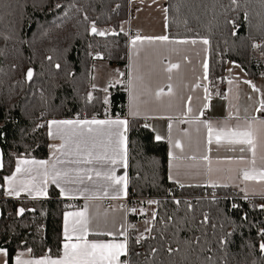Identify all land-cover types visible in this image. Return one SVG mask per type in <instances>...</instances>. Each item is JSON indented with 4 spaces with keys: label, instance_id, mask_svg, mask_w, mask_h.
Segmentation results:
<instances>
[{
    "label": "trees",
    "instance_id": "trees-1",
    "mask_svg": "<svg viewBox=\"0 0 264 264\" xmlns=\"http://www.w3.org/2000/svg\"><path fill=\"white\" fill-rule=\"evenodd\" d=\"M129 1L0 0V246L8 248L10 257L27 249L33 258L58 257L64 213L79 205L75 201L70 206L53 186L45 199L4 197L2 179L13 173L17 158L48 159L46 122L99 117L102 112L127 117L128 47L118 27L129 18ZM166 9L170 39L208 40L211 94L223 93L229 62L250 80L264 78V0H167ZM93 22L97 29L115 31L90 34ZM91 49L106 65L123 68L124 81L116 91L94 87ZM30 68L33 79L27 84ZM128 121V192L143 200V206L147 200L157 202L149 236L138 242L139 235H129L128 264H208V256L212 264H264L259 249L264 199L246 200L229 187L172 183L166 141H156L142 119ZM20 208L25 209L22 215L17 214ZM222 237H227L223 246ZM169 247L176 251L169 254Z\"/></svg>",
    "mask_w": 264,
    "mask_h": 264
},
{
    "label": "crops",
    "instance_id": "crops-1",
    "mask_svg": "<svg viewBox=\"0 0 264 264\" xmlns=\"http://www.w3.org/2000/svg\"><path fill=\"white\" fill-rule=\"evenodd\" d=\"M166 1L133 0V10L130 11L133 25L131 26V21V30L128 29V34L131 33L134 37L132 39L127 38L128 69L125 88L127 93V117L119 118L127 120L131 118L142 119L153 131L154 137L159 134L162 137L161 141H166L168 146L167 177L169 179V175H172L173 179H169L172 183L179 186L229 187L238 192L244 199H264V181H245L242 177L243 171L252 167L249 163L251 154L247 151L240 152V145H230L226 142L218 145L214 141L211 145H208L206 129L202 124L196 122L204 120L222 121L227 117L228 113L240 117L239 121L235 119L230 121L233 125L237 123L244 125L246 120L251 117L264 118L260 112L255 110L260 106V100L262 99L261 92L264 91V78L250 80L240 67L229 62L226 64L225 82L223 85V94H226V96H221L218 93L211 94L208 90L207 78H204V64L207 63L208 65V44L203 43L204 39L169 38L168 41H149L144 39L167 35L166 12L164 11L166 9ZM137 37L141 39L136 40V44L133 45L132 40ZM193 40L195 43H192ZM180 41L185 42L182 43ZM173 64L178 67L171 68V71H168L167 69ZM130 71L134 77L137 75L141 77V79L135 81L136 90L139 93L140 100L146 101L140 104L139 115L136 116L129 114L130 97L127 85ZM246 81H250L260 91H254ZM169 85H171V91H169ZM197 85H200V87H197ZM205 89H207V92ZM157 92L160 93L159 96L156 95ZM106 98L108 100L109 96ZM116 118L95 119L115 120ZM86 119L91 120L93 118ZM170 124L171 128H169ZM93 127L102 130L91 134L88 144L93 153L99 156L100 159H93L90 164L83 163V158L75 153V144L72 142V140L77 138L68 139L69 136H72L71 133L64 140L59 138L51 139L49 137L50 145L53 147L49 146V157L45 160L48 162L46 167L32 163V161H41L36 159L17 158L14 161L13 173L16 172L18 161L21 162L20 167L23 170L22 173L16 174L17 186L22 187L23 185L19 181L23 180L27 182L28 186L34 187L37 191L33 192L31 196L24 191L20 192L19 196L6 195L5 189L8 188V185L5 183V179L12 176V173L2 179L4 197L15 200L45 199L47 198L49 187L53 186L58 190L61 199L68 203L71 201L79 202L78 207L68 209L66 212L83 211L85 205H87V215L94 216L101 226L107 219L109 221V230L120 233L126 229L124 235H120L116 239L123 241L126 236L128 249L129 235L131 233L140 235L146 229L143 228V221L147 216V208L145 205L143 206L142 203L144 202L139 200L138 205L141 208L142 206L144 207L145 216L136 218L135 225L130 228L131 230L128 229L127 214L123 209L119 208L120 202L128 193L127 132L119 148L122 154L126 152L125 166L122 160H117L115 164L111 163L112 147L118 140V137L112 135V133L117 131L116 126L94 125ZM119 130L124 131L123 127ZM254 135L257 141L255 166L264 168V125H257ZM169 139L173 142L179 139L184 145L183 155L185 157L196 156L197 159L181 158L170 162L169 151L171 145ZM110 140L111 144H109ZM62 144L64 145L63 149L59 147ZM174 151L180 154L179 149ZM203 155H207L209 160L205 161L199 158ZM23 161H27V163ZM76 161L81 162L76 163ZM54 163L58 169H92L89 173L92 180L85 176L83 183L64 185L66 189L72 188L73 192L69 195H61L60 187L52 183L51 175L45 174L46 168L48 173H51L52 164ZM109 169H114L116 176H124L127 179L126 190L123 189L122 185L113 184L111 188L105 187L108 181L105 180L103 175L97 176L96 172L99 171L103 174ZM80 174L83 175V173ZM70 175H76V173L70 172ZM114 188H121L122 190L117 194L113 191ZM41 190L43 194H41ZM73 219L74 217L69 216L70 222ZM64 223L63 216L62 238ZM89 239L112 240L113 237L90 235ZM24 253L25 259H33L27 251H24ZM124 256H121L120 259L122 260Z\"/></svg>",
    "mask_w": 264,
    "mask_h": 264
},
{
    "label": "snow or ice",
    "instance_id": "snow-or-ice-1",
    "mask_svg": "<svg viewBox=\"0 0 264 264\" xmlns=\"http://www.w3.org/2000/svg\"><path fill=\"white\" fill-rule=\"evenodd\" d=\"M233 3L236 2V0H232ZM56 8H60L61 5L57 3L55 5ZM165 12H167V9H164ZM67 15V13H65ZM88 17L85 16V20H87ZM92 33L104 36L107 33L105 31H100L95 27V22H93ZM5 40L10 39L9 36H3ZM141 39L140 37H137L136 39L132 40V44H136V40ZM148 39L149 41L152 40H159V41H168V36H159V37H148L144 38ZM23 42V41H21ZM185 42V41H180ZM192 43H195L193 40ZM203 43L207 44L208 40L204 39ZM239 66V65H237ZM57 68L60 67L59 64L56 65ZM177 65L173 64L168 71H171V68H176ZM205 68V77L207 78V71H208V65L207 63L204 64ZM27 79L30 81L33 78V70L30 68L27 71ZM141 79L140 76H133V73L129 72V82L127 85V90L129 92L130 97V104H129V114L136 116L139 115V107L141 103H145L146 101L140 100L139 93L136 90V80ZM231 83V81H229ZM246 83H249L250 86L253 88L254 91H260L259 89H256V86L254 84H251L250 81H246ZM197 87H200V85H197ZM169 91H171V85H169ZM207 92V89H205ZM219 95L226 94L218 93ZM157 96L160 95L159 92L156 93ZM262 99L260 100V106L256 108L255 110L257 112H264V91L261 92ZM93 97L91 94L88 95V100H92ZM191 99V97H189ZM105 103H108L107 98L105 99ZM191 110V109H190ZM202 114V113H201ZM12 119L10 116H6L5 120ZM232 119H235L237 121L240 120V117L238 115H233L232 113H228L227 117H225L222 121H211V120H204V121H196L198 124H202L203 127L206 129L207 132V144L211 145L214 141L219 145L221 143H228L230 145H240L239 148L240 152L247 151L250 153L249 163L252 165L251 168L248 170H244L242 173V177L245 181L248 180H259L264 181V168H257L256 165V149H257V141L255 138V128L257 125H264V118L258 119L257 117H251L250 119H247L244 125H241L240 123H237L233 125L230 123ZM128 123L129 121L127 119H120L117 117L115 120L112 119H104V120H97L95 118L88 120H49L46 122L48 127V136L51 139H62L64 140L66 136H68L69 133L72 134V136H69L68 139L72 140V137H76L77 139L72 140V142L75 144V153L82 157V162L85 164L92 163L93 159H100L99 156L95 155L91 148L89 147L88 141L91 138V134L97 133L101 131L100 128H94V125L99 126H116L117 131L115 133H112V135H115L118 137V140L115 142V145L112 147V157H111V163L115 164L117 160H122L124 165L126 166V152L122 154L119 150L120 144L123 143L126 132L128 129ZM43 125L37 124L35 127L39 128ZM123 127L124 131H120L119 129ZM147 127V125H145ZM169 128H171V124L169 125ZM2 135V133H0ZM162 137L157 134L155 136V140L159 141ZM111 140L109 141V144H111ZM169 143L171 145V149L169 151V157L170 162L171 160L175 159H181V158H187V159H197L196 156H187L185 157L183 155L184 152V145L182 142L177 139L174 142L169 139ZM50 147H53L50 145ZM61 149L64 148V145L59 146ZM179 149L180 154H177L174 150ZM235 150V149H230ZM107 158V157H105ZM200 159H203L205 161L209 160V157L207 155H203L199 157ZM243 158V157H242ZM24 163H27V161H23ZM81 161H76V163H80ZM34 164H39L41 166H47V161H32ZM21 162L18 161L16 166V172L13 173L12 176L7 177L5 179V183L8 185V188L5 189L6 195L9 196H19L20 192L24 191L31 196L33 192L37 191L34 187L28 186L27 182L20 180L19 183L23 185L22 187L17 186V173H22V169L20 167ZM171 168V163H170ZM92 171V169H58L56 167V164H52V171L51 173H48L46 168V175L50 174L52 177V183L56 184L58 187H60L61 195H69L72 194L73 189L72 188H65L64 185H71L76 183H83L85 176L92 180V177L89 175V173ZM70 172H75L76 175H70ZM80 173H83L81 175ZM97 176L103 175L105 180L108 181V183L105 185L106 188H111L113 184L115 185H122L123 189L126 190L127 188V179L124 176H116L114 174V169H109L105 173H101L99 171L96 172ZM34 179V178H33ZM169 179L172 180L173 177L170 174ZM95 182V181H93ZM183 186V185H181ZM2 187V186H0ZM121 188H114L113 191H115L117 194L121 191ZM41 194L42 190H41ZM126 194V191H125ZM149 204L157 203L156 201H148ZM179 203V201H177ZM234 209L237 208V205L233 204L232 206ZM260 208H264V204L259 205ZM87 208L88 206L85 205L83 211L79 212H65L64 214V231H63V242H62V248L60 249V255L58 257H51L46 255L42 258H33V259H25V253L24 251H19L18 254L15 256L10 257V253L7 247L0 246V264H9V259H11L12 264H127L126 261H123L120 259L121 256L127 254V237L125 236V239L123 241H120L116 239V237L120 235H124L126 232V229L124 232H114L109 230L108 224L109 221L105 219L103 226H101L100 222L96 220L94 216L87 215ZM25 209L20 208L18 210V215H22L24 213ZM130 211H135V209H130ZM69 216L74 217V219L70 222ZM153 219H155V213L153 214ZM169 220H171V217H169ZM205 222H207V216H205ZM114 225V221L112 222ZM147 223V221H146ZM146 231H151V229H146ZM111 236L113 237L112 240H103V239H89V236ZM231 235V234H229ZM259 235L261 236V243L259 244V249L261 253H264V231L260 232ZM143 237H138L137 241L139 242L140 239ZM198 239V238H197ZM221 245H225L227 243V237H222L220 240ZM31 249H27L28 253H31ZM51 250H49L50 252ZM153 252L156 251V249H152ZM169 254H171L173 251H176V249H173L169 247L168 249ZM221 251H224V248H221ZM208 264H212L213 258L211 256H208L205 258ZM252 264H256V261L253 260Z\"/></svg>",
    "mask_w": 264,
    "mask_h": 264
},
{
    "label": "rangeland",
    "instance_id": "rangeland-1",
    "mask_svg": "<svg viewBox=\"0 0 264 264\" xmlns=\"http://www.w3.org/2000/svg\"><path fill=\"white\" fill-rule=\"evenodd\" d=\"M136 1V0H135ZM133 0L129 1V14L130 11L133 10ZM132 7V9H131ZM131 16L129 15V18L122 21L119 24L118 27V31L128 34V31L131 30L130 29V22L132 21V18H130ZM133 25V21L131 22V26ZM129 29V30H128ZM98 30L100 31H105L107 34H112L114 33V29L111 27H104V28H98ZM106 34V35H107ZM127 37V36H126ZM91 54H92V62L90 64V73L91 76L93 78V85L94 87L106 91H109L108 88V84H119V83H123V68L117 67V66H108L105 63H103L100 60V55L97 54L95 52V50L91 49ZM234 67H236L234 64H231ZM138 199V198H136ZM141 202H143V200L138 199ZM148 201H152V200H147L145 201V206L147 208V216L145 217L144 221H143V228L149 229L150 225H151V221H152V217L153 214L155 213V203L154 204H149ZM144 210V209H143ZM144 212L146 213V211L144 210ZM145 216V215H144ZM147 221V223H146ZM146 229L144 231H146ZM149 234V231H147ZM149 236V235H148Z\"/></svg>",
    "mask_w": 264,
    "mask_h": 264
},
{
    "label": "built area",
    "instance_id": "built-area-1",
    "mask_svg": "<svg viewBox=\"0 0 264 264\" xmlns=\"http://www.w3.org/2000/svg\"><path fill=\"white\" fill-rule=\"evenodd\" d=\"M134 37L133 34L129 33L127 38L128 39H132ZM108 88H109V92H114L119 88V85H114V84H108ZM261 116L264 117V112H260ZM108 117L107 113L102 112L101 115L98 117L96 115H93L91 118H105ZM74 119H86L85 117L82 116H76ZM176 189H179V187H176ZM249 200V199H246ZM75 205V201H71L70 202V206ZM119 208L123 209L126 214H127V228L130 229L132 228L136 221L135 219L138 217H142L145 215V212L143 210V208H141L140 206L137 205L136 200L132 197V195L128 192L126 194V196L122 199V201L119 204ZM130 209H135V211H130ZM131 230V229H130ZM148 232L147 231H143L138 237H143L142 239H145L148 237ZM140 239V240H142ZM127 254L123 257V261H126L128 264V260H127Z\"/></svg>",
    "mask_w": 264,
    "mask_h": 264
},
{
    "label": "water",
    "instance_id": "water-1",
    "mask_svg": "<svg viewBox=\"0 0 264 264\" xmlns=\"http://www.w3.org/2000/svg\"><path fill=\"white\" fill-rule=\"evenodd\" d=\"M90 34H93L91 30H90ZM27 71H26V74H27ZM26 74H25L26 83L30 84L33 78L29 81L27 79ZM2 162H3V154H2V151H1V148H0V173H1V170H2ZM0 217H1V214H0ZM261 255L264 257V253H261Z\"/></svg>",
    "mask_w": 264,
    "mask_h": 264
},
{
    "label": "bare ground",
    "instance_id": "bare-ground-1",
    "mask_svg": "<svg viewBox=\"0 0 264 264\" xmlns=\"http://www.w3.org/2000/svg\"><path fill=\"white\" fill-rule=\"evenodd\" d=\"M108 100H109V98H108ZM134 198V197H133ZM135 200H136V202H137V205H138V202H139V200H137L136 198H134ZM139 206V205H138Z\"/></svg>",
    "mask_w": 264,
    "mask_h": 264
}]
</instances>
